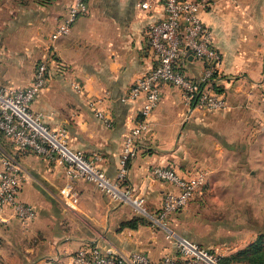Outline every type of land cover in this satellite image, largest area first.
Wrapping results in <instances>:
<instances>
[{
	"label": "crops",
	"instance_id": "obj_1",
	"mask_svg": "<svg viewBox=\"0 0 264 264\" xmlns=\"http://www.w3.org/2000/svg\"><path fill=\"white\" fill-rule=\"evenodd\" d=\"M71 1L63 3L62 0H55L63 5L51 31L62 20ZM90 1L85 16L77 20L68 36L59 41L54 56L56 62H52L49 69L50 80L32 102L31 110L39 113L50 128L65 129L72 149L80 150L87 156L97 155L99 167L114 178L123 137L139 119L138 112L143 102L142 96L135 101L122 98L130 84L147 73L154 63L148 49L147 30L162 17L163 7L160 0H148L150 7L147 9L140 7V3L147 0H111L108 8L103 4L99 10L93 11ZM217 1L201 13V18L210 29L214 46L222 56L220 76L223 79L218 85L230 91L227 107L222 112L195 108L184 115V107L178 100L181 91L174 86L163 87L161 99L150 117L151 134L139 140L136 154L127 162L126 181L132 187L133 195L143 199L144 209L150 215H156L163 196L167 192H176L177 188L153 178L149 168L169 161L185 164L179 153L185 149L182 143L190 138L191 128L203 124L225 128L228 121L223 118L238 113L244 116L246 107L247 117L253 116V109L256 110L254 116L261 114V118L264 117V99L251 100L256 94V89L252 88L255 83L245 89L234 86V90H228L232 79L222 76L232 75L243 67L240 63H232L235 57L231 59L223 48L227 33L223 28V12L216 9ZM53 10L54 7L45 12L36 11L33 7L19 9V18L13 22L14 35L19 37V47L25 45L26 41L30 47L17 54H1L0 58L4 60L9 59L7 56H18L25 59L27 55H35V32H39L35 22L40 20L38 15H51ZM5 27L6 22L0 21V47L3 37L8 36ZM21 39H24V43ZM259 65L262 66V62ZM184 70L187 75L195 77L202 70V64L189 57ZM32 76L29 80H32ZM74 83L80 85V91L74 89ZM0 84L10 82L0 79ZM93 108L109 112L111 127H106L94 115ZM176 141L179 145L170 150ZM0 150L20 165L19 199L32 205L35 210L34 219L23 225L9 207L0 206V254L7 264H73L69 255L82 245L94 242L113 245L123 252L143 251L152 260L176 250L174 240L163 229L150 223L132 204L111 202L94 183L82 178L75 181L74 190L78 200L72 203L63 193L67 167L64 162L18 151L1 134ZM253 156L254 159L248 162L259 168V180L264 182V148L258 149ZM173 168L183 176L200 172H184L177 166ZM261 186L264 187V183ZM133 218L139 219L135 228L123 226ZM6 251L13 255L6 256ZM23 252L29 261H23ZM55 257L58 260H54Z\"/></svg>",
	"mask_w": 264,
	"mask_h": 264
},
{
	"label": "built area",
	"instance_id": "obj_2",
	"mask_svg": "<svg viewBox=\"0 0 264 264\" xmlns=\"http://www.w3.org/2000/svg\"><path fill=\"white\" fill-rule=\"evenodd\" d=\"M217 0H160L162 17L152 23L147 30L149 53L154 59L151 69L137 77L128 87L123 100L135 101L143 97L138 112L139 119L124 135L118 168L114 178H110L98 165L99 157L87 156L68 144L65 129L50 128L39 113L31 110L36 96L47 86L49 69L56 50L50 51L36 65L32 80L25 87L0 84V134L6 137L18 151L29 152L43 157L56 158L64 162L66 181L63 193L72 203L78 195L74 183L79 178L94 183L111 202L130 203L138 211L144 209L143 199L133 195L127 183V162L137 152L139 140L151 134L150 117L157 107L164 86H174L189 108L221 110L226 108L224 90L218 85L221 75L222 56L214 46L212 33L201 18ZM233 1V0H232ZM89 0H72L62 20L49 36L55 41L71 32L76 19L89 10ZM140 7L147 9L150 2L143 1ZM195 58L202 64L199 75L191 77L184 70V64ZM80 91L79 84L74 83ZM91 104V103H90ZM92 105V104H91ZM94 109V115L106 127H111L112 118L106 110ZM0 206L9 207L18 221L25 225L35 217L34 207L19 199L21 168L18 162L0 150ZM153 178L174 185L176 192H167L156 215H149L160 227L165 226L167 217L180 210L201 189L205 174L200 171L183 176L172 165H156L150 169ZM147 214V213H146ZM173 238L176 250L152 260L143 251L123 252L113 245L99 242L86 243L69 255L73 264H224L218 253L180 235ZM54 260H58L55 257Z\"/></svg>",
	"mask_w": 264,
	"mask_h": 264
},
{
	"label": "rangeland",
	"instance_id": "obj_3",
	"mask_svg": "<svg viewBox=\"0 0 264 264\" xmlns=\"http://www.w3.org/2000/svg\"><path fill=\"white\" fill-rule=\"evenodd\" d=\"M62 2L66 3V0ZM62 2L0 0V21L6 22L5 30L8 34L1 40L0 55L25 52L26 48L30 47L27 41L25 45L19 47L21 45L18 43L19 37L14 35L13 22L19 18V9L33 7L36 11L45 12L54 7L51 15H38L40 20L35 22V25L39 26V32L38 30L35 32L37 38L35 55H27L25 59H20L18 56H7L9 59L4 60L0 58V79L10 82L7 85L17 87L29 84L35 65L48 54L50 51L48 48L53 45L55 50L58 49L59 41L68 36H62L53 42L47 39L57 21L55 18L59 15L58 11L61 10ZM109 3L111 0H91L90 6L95 11L99 10L103 4L108 8ZM217 4L216 9L223 12V28L225 34L227 33L223 44L225 53L231 59L235 57L232 63L236 65L240 63L243 67L232 75H222L232 79L228 90H232L234 86L245 89L255 83L252 88L256 89V94L251 100L255 101L260 97L264 99V0H218ZM89 15H92L91 11ZM83 16L85 14L79 16L73 26ZM33 18L36 19V17ZM1 25L3 27V24ZM261 62L262 66L259 65ZM219 87L225 90L226 101H228L230 91H226L223 86ZM178 100L184 107H182L184 115H188L187 111H191V108L185 104L182 95L178 97ZM245 110L244 116L238 113V115L230 114L223 118L224 121H228L225 128L204 124L195 129L191 128L190 138L182 143L185 144V149L179 153V157L186 163L169 161L170 163L161 164L177 166L184 172L202 171L205 174V183L200 191L195 193L180 210L165 220V226L169 230L154 222L149 217L150 214L139 210L143 217L157 228L163 229L166 235L169 233L171 236H184L218 253L222 258L229 259V264H247L230 258L238 250L254 241L259 233L264 232V187L261 186L264 182L259 180L261 177L259 168L248 162L254 159L253 153L264 148V117L261 118V114L254 116L255 109L251 110L253 116L247 117L248 108L246 107ZM209 112L212 113V111ZM177 145H179L178 141L171 146L170 150ZM163 151L160 150V152ZM171 158L174 159L173 156ZM1 240L4 239L1 238ZM5 254L13 255L10 251H6ZM22 259L29 261L24 252ZM0 264H7L2 254H0Z\"/></svg>",
	"mask_w": 264,
	"mask_h": 264
},
{
	"label": "trees",
	"instance_id": "obj_4",
	"mask_svg": "<svg viewBox=\"0 0 264 264\" xmlns=\"http://www.w3.org/2000/svg\"><path fill=\"white\" fill-rule=\"evenodd\" d=\"M138 220L133 218L123 223V226L135 228L138 225ZM230 259L247 264H264V232L259 233L254 241L243 249L238 250ZM221 261L224 264H229V259L227 258L221 257Z\"/></svg>",
	"mask_w": 264,
	"mask_h": 264
}]
</instances>
